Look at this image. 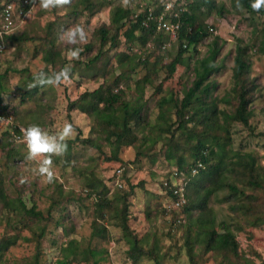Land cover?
Masks as SVG:
<instances>
[{
  "label": "trees",
  "instance_id": "1",
  "mask_svg": "<svg viewBox=\"0 0 264 264\" xmlns=\"http://www.w3.org/2000/svg\"><path fill=\"white\" fill-rule=\"evenodd\" d=\"M135 1L132 8L113 6L114 0H72L71 5L66 7L69 18L74 22L79 21L84 13L93 17L104 8H110L109 25L96 30L98 43L83 47L80 57L84 56L81 60L83 66L93 76H98V63H109L111 59L116 62V72L105 70L103 81L94 90L81 93L68 104L67 109L78 110L90 118L91 132L101 136L110 147L111 156L108 159L119 161L120 149L127 146L141 150L138 155L143 156L156 149L158 136L162 135L160 147L163 158L175 169L165 175L167 187L163 189L176 201L178 195L173 194L171 185L173 172L178 179L183 176L185 183V202L181 207L185 219L183 242L178 251L169 256L173 262L167 263L168 254L163 252L164 234L157 235L156 230H149L139 236L130 228L129 198L134 194V186L124 174L128 170L125 164L121 165L124 170L121 183L116 185L114 178L110 179L114 182L111 186L115 193L113 200L108 196L112 189L93 168L82 173L85 199L93 201L95 216L90 237L106 239L108 228L96 219L107 221L120 230L121 240L128 246L127 256L134 264H138L140 258H148L152 264H177L181 250L185 251L187 264H204L207 257L216 264H264L260 254H253L258 263L240 255L236 240V232L243 230L242 221H247L248 216L253 219L248 225H264V214L260 212V205L255 204L260 198L258 193L264 192V156L261 165L258 155L245 151L242 146L234 148L233 139L234 126L247 128L254 115L249 106L258 89L255 79L249 77L250 56L264 53V33L248 43L237 40L232 67L234 87L230 97L218 98L212 95L217 83L211 80V76L220 69L218 42L221 38L212 36L214 28L207 21L213 12L220 14L222 6L217 5L215 0ZM168 2L170 8L166 11ZM32 3L33 0H0V13L4 6L12 4L14 20L19 21ZM239 5L234 0L232 8L242 12V15L248 14L244 19L250 25L255 23V19L249 14L264 16V9L259 12L252 10L251 0H239ZM57 10L63 9H53ZM160 15L162 24L174 26L173 52L166 51L165 46L169 31L158 29L155 23V17ZM65 23L62 14L55 15V19L48 23L52 38L43 56L44 63L54 65L55 59L62 62L63 46L57 43L56 32ZM17 29L4 35L3 43L8 45L31 40L23 34L17 35ZM209 38L212 39L206 53L199 56L198 45ZM121 43L124 49L118 51ZM252 49L254 54H250ZM178 68L190 71L191 79L182 85L181 90L164 93L163 84L172 78ZM161 74L163 78L160 79ZM40 87L32 88L30 93H37ZM147 88L152 89L153 98H157L158 113L153 119L148 100L144 98ZM3 91L0 83V101L3 100ZM219 104L225 108H219ZM145 130L149 133L146 134ZM0 134L3 140L12 138L7 129L1 130ZM90 139L78 136L74 140L99 152L100 143L91 139L93 144ZM74 140L68 141L69 147ZM6 145L4 142L3 147ZM16 155L17 151L9 150L8 157L15 158ZM53 183L57 195L62 198L65 194L63 186L55 180ZM24 199L20 195H7L0 174V222L6 230L0 238V258L8 248L17 244L21 231L28 229L33 238L22 239L35 243V254L26 264H39L40 243L46 235L48 223L52 222V210L58 202L51 200L50 207L42 211ZM210 202L226 205L230 213L226 221L216 222ZM194 211L196 214H193ZM149 213L147 209V219ZM59 252L60 257L55 264H101L107 255L104 249L81 247L76 239L66 240Z\"/></svg>",
  "mask_w": 264,
  "mask_h": 264
},
{
  "label": "rangeland",
  "instance_id": "2",
  "mask_svg": "<svg viewBox=\"0 0 264 264\" xmlns=\"http://www.w3.org/2000/svg\"><path fill=\"white\" fill-rule=\"evenodd\" d=\"M133 1L131 0L128 7L132 8L135 5ZM168 1L170 2V0ZM215 2L217 5L222 6L223 11L220 14L213 12L207 21V24L214 28L212 36L217 35L221 38L218 42L220 44L218 56L220 69L211 76V80L217 83L212 95L222 98L224 96L230 97L229 93L234 87L232 67L235 43L237 40L248 43L254 37H260L261 32L264 33V16L249 14V17L255 19V23L250 25L244 19L248 17V14L242 15V12L232 8L234 0H215ZM114 5L122 6L121 0H114ZM141 5L143 4L141 3ZM167 7L169 10L170 3L167 4ZM60 11H45L40 8L38 3L33 2L28 11L19 17V21L15 18L16 28L18 27L16 34H23L30 37L31 40L11 42L8 45L2 44L0 50V76H3V78L0 79V83L4 88L3 102L8 106L9 113L12 115L16 126L24 129L31 124H37L50 133H54L64 123L70 122L76 129V135L69 141H73L78 136L79 138H91L94 139L95 143H100L101 148L98 152L95 148L82 145L74 140L70 147V143H68L67 152L64 156H61L62 159H60V156L52 158L53 171L56 174L55 181L63 186L65 192L64 196L60 198L57 195L55 184L45 183L44 178L37 174V161L26 159L27 150L25 145L12 138L3 140L0 134V174L5 191L11 197L23 196L25 201L35 204L37 209L42 211H46L50 207L53 202L51 200L58 202L52 210V222L48 223L46 235L40 243L39 264H55L60 257L59 248L68 239H76L81 247L90 246L106 250L107 255L101 264H134L127 256L128 246L121 240L120 230L111 226L107 221L102 222L96 219L97 222L108 228L106 239L97 237L92 239L90 237L95 219L93 201L85 199V193L82 189L85 182L82 173L86 169L93 168L99 178L104 180L106 185L112 189L111 186L114 182H111L110 179L114 178L116 185H119L124 171L121 165L125 164L128 170H125L124 174L128 177V182L134 186V194L129 198L130 228L139 236L149 230H156L157 235L164 234L163 244L165 249L163 252L168 254L166 262L171 263L173 261L169 260V256L174 255L183 242L185 219L181 207L185 201L183 199L180 206H176L175 199L170 198L166 190L163 189L164 182H166L165 175L168 172L175 171V169L173 166H169L163 158L160 147L162 135L158 136L156 149L143 156L138 155L141 150L127 146L120 149L118 153L119 161L108 159L111 156L110 147L101 136L91 132L92 121L90 118L78 110L69 111L67 109L68 104L77 99L81 93L85 90H94L103 81L105 70L106 72H116V62L111 59L109 63L105 61L98 63V76L91 75V71L88 74L83 66V61H81L84 56L78 60L70 59L68 50L73 45L61 42L60 34L74 25H82L89 33V40L87 43L78 44L75 47L82 49L87 44L95 46L98 43L96 30L102 26H108L110 23V8H104L93 17L84 13L77 22L69 18V9L65 8ZM59 14H62L66 19V23L58 29L59 35L56 32L58 36L57 43H61L63 46V49H61L63 63L55 59L54 65H51L43 61V56L52 38L49 34L48 23L55 19V15ZM254 30L256 31L254 32ZM174 37L175 33H169L167 36L165 46L168 52H173L172 42ZM211 39L203 40L198 45L199 56L206 53ZM123 49L124 45L121 43L118 51ZM250 54H254L253 49ZM194 60L195 57L191 59V62L193 63ZM250 63L249 77L252 80L255 79L258 89V92L254 94L255 98L252 104L249 106L254 115L250 119L247 128L240 125L234 126V148L242 146L245 151L258 155L262 165V157L264 156V53H255L250 56ZM68 65L72 66L70 82H62L55 87L41 86L37 93H30L31 89L34 88L32 84L36 72L43 70L50 74ZM161 78H163V74L160 75ZM190 79V71L178 68L172 78L163 84L162 89L164 93L169 90L176 92V90H181L182 85ZM144 98L148 100V107L153 119L158 113L157 98H153V90L147 88ZM219 108L224 109L225 106L219 104ZM145 133L148 134L149 131L145 130ZM152 134L154 135V132ZM92 140L91 143L94 144ZM4 142L7 144L6 147H3ZM11 149L17 151L15 158L8 157ZM153 158L155 159L154 164H152ZM22 178L26 181L23 184L21 183ZM171 184L181 186L184 190L183 176L177 180L171 179ZM258 195L260 198L255 204L260 205V212L264 214V192L258 193ZM50 196L52 197L49 198ZM108 196L111 200L114 199L113 189L108 193ZM210 206L217 223L228 219L230 213L224 203L210 202ZM147 209L150 211L149 219L145 217ZM161 209H163V212H161ZM193 214H196V212L194 211ZM56 220L59 221V224L56 223ZM251 221H253L251 216H248L247 221H242L243 230L236 232V240L240 255L258 263V259L253 254H260L264 259V225L253 227L248 225ZM5 231L4 224L0 222V238ZM20 236L21 238L17 241V244L8 248L1 256L0 264H26L33 258L35 243H27L22 239H32L31 232L24 229L21 231ZM184 252V250H181L178 255L177 264H187V257ZM70 264L85 263L71 262ZM138 264H152V262L148 258H140ZM204 264H216V262L207 257Z\"/></svg>",
  "mask_w": 264,
  "mask_h": 264
},
{
  "label": "clouds",
  "instance_id": "3",
  "mask_svg": "<svg viewBox=\"0 0 264 264\" xmlns=\"http://www.w3.org/2000/svg\"><path fill=\"white\" fill-rule=\"evenodd\" d=\"M38 3L40 8L45 11L53 9H64L71 5L72 0H33ZM122 6L128 7L131 0H121ZM239 7V0H237ZM251 8L253 11L259 12L264 9V0H251ZM61 42L68 45H78L87 43L89 33L82 25H74L60 34ZM81 48L72 47L68 50V56L72 60L80 58ZM72 74V66L68 65L59 71L46 73L41 70L34 74L33 87L36 86H59L62 82H70ZM22 136L17 140L23 143L27 150L26 159L29 161H37V174L44 178L45 183L51 184L56 178L53 171V157L64 156L68 149V141L76 135V129L70 122L64 125L56 132L50 133L37 124H31L21 130ZM25 179H21V183H25Z\"/></svg>",
  "mask_w": 264,
  "mask_h": 264
},
{
  "label": "built area",
  "instance_id": "4",
  "mask_svg": "<svg viewBox=\"0 0 264 264\" xmlns=\"http://www.w3.org/2000/svg\"><path fill=\"white\" fill-rule=\"evenodd\" d=\"M168 10V7L166 6V11ZM163 15V14H162ZM162 15L155 17V23L157 25V28H163L165 30H168L170 34H174V26H170L167 24H162ZM0 50L2 49L3 44V36L10 33L16 28L15 20H14V6L12 4H7L4 6L0 13ZM13 117L9 113L8 106L3 102V100L0 101V131L2 129L9 130V133L13 140H17L18 137L22 136V129L19 126H16L13 122ZM171 179H178L175 172H173V177ZM172 185V184H171ZM164 187H167V182H164ZM173 187V194L178 195V199L175 201L176 206H180V204L183 202V188L180 186H174Z\"/></svg>",
  "mask_w": 264,
  "mask_h": 264
}]
</instances>
